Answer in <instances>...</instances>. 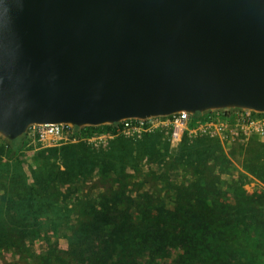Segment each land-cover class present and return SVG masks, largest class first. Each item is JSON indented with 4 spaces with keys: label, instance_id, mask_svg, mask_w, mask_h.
<instances>
[{
    "label": "water",
    "instance_id": "water-1",
    "mask_svg": "<svg viewBox=\"0 0 264 264\" xmlns=\"http://www.w3.org/2000/svg\"><path fill=\"white\" fill-rule=\"evenodd\" d=\"M264 114V0H0V138Z\"/></svg>",
    "mask_w": 264,
    "mask_h": 264
},
{
    "label": "trees",
    "instance_id": "trees-1",
    "mask_svg": "<svg viewBox=\"0 0 264 264\" xmlns=\"http://www.w3.org/2000/svg\"><path fill=\"white\" fill-rule=\"evenodd\" d=\"M7 144L18 153L23 139ZM253 161L251 172L264 182V163ZM126 177L98 200L78 197L79 207L61 208L52 223L39 222L38 213H32L34 221L20 219L11 210L15 197L24 200L22 194L16 185H2L7 209L0 211V254L18 258L4 264H264V192H227L222 174L200 176L181 184L171 208L154 193L129 194ZM77 178L73 164L43 176V198L59 202L57 184ZM38 240L49 244L39 249Z\"/></svg>",
    "mask_w": 264,
    "mask_h": 264
},
{
    "label": "rangeland",
    "instance_id": "rangeland-1",
    "mask_svg": "<svg viewBox=\"0 0 264 264\" xmlns=\"http://www.w3.org/2000/svg\"><path fill=\"white\" fill-rule=\"evenodd\" d=\"M69 137L33 141L27 135L18 153L0 138V211L7 209L1 202L5 183L16 185L24 199L15 197L16 206L11 212L30 222L34 221L32 213H38L42 223H52L53 215L67 205L77 209L78 197L87 195L98 200L104 191L120 188L124 175L129 194L154 193L171 208L177 206L181 184L200 176L222 174L221 183L226 182L223 185L228 187L224 189L227 192L240 188L249 193L264 192V182L251 172L256 163L253 160L264 163V135L244 134L233 145L224 147L210 136L186 133L180 145L172 146L164 133L122 124L114 130L105 126L86 128L80 135ZM71 164L78 173L75 183L57 184L59 202L43 198L41 178L52 171H66ZM231 181L235 187L230 189ZM34 244L41 249L49 243L38 240ZM13 260L18 258L12 253L0 254V264Z\"/></svg>",
    "mask_w": 264,
    "mask_h": 264
},
{
    "label": "built area",
    "instance_id": "built-area-1",
    "mask_svg": "<svg viewBox=\"0 0 264 264\" xmlns=\"http://www.w3.org/2000/svg\"><path fill=\"white\" fill-rule=\"evenodd\" d=\"M120 124L129 128L146 127L150 131L164 133L172 146L180 145L186 133L190 136L193 134L210 136L224 147L233 145L244 134L264 135V114L250 111L209 112L195 115L183 112L148 121L127 120ZM85 129L71 128L64 124H41L33 126L27 135L33 141L43 138L62 141L69 140L70 135L74 137L80 135Z\"/></svg>",
    "mask_w": 264,
    "mask_h": 264
}]
</instances>
